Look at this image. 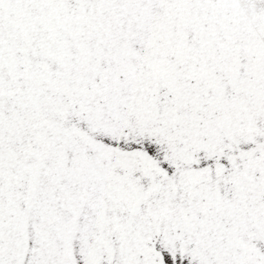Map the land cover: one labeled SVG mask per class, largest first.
I'll list each match as a JSON object with an SVG mask.
<instances>
[{
    "label": "snow or ice",
    "instance_id": "obj_1",
    "mask_svg": "<svg viewBox=\"0 0 264 264\" xmlns=\"http://www.w3.org/2000/svg\"><path fill=\"white\" fill-rule=\"evenodd\" d=\"M0 264H264V0H0Z\"/></svg>",
    "mask_w": 264,
    "mask_h": 264
}]
</instances>
